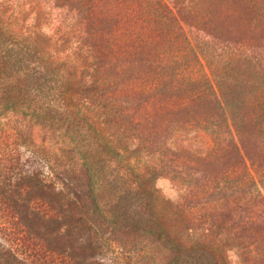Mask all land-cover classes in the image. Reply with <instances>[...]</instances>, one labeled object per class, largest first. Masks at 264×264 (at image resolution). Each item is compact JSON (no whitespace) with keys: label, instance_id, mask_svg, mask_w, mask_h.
Returning a JSON list of instances; mask_svg holds the SVG:
<instances>
[{"label":"rangeland","instance_id":"1","mask_svg":"<svg viewBox=\"0 0 264 264\" xmlns=\"http://www.w3.org/2000/svg\"><path fill=\"white\" fill-rule=\"evenodd\" d=\"M0 51L24 103L55 99L42 58L81 76L119 222L44 260L0 218V264H264V0H0Z\"/></svg>","mask_w":264,"mask_h":264},{"label":"trees","instance_id":"2","mask_svg":"<svg viewBox=\"0 0 264 264\" xmlns=\"http://www.w3.org/2000/svg\"><path fill=\"white\" fill-rule=\"evenodd\" d=\"M7 63L13 65L10 60ZM5 64L0 55V69ZM37 65L57 83L51 102L24 103L20 97L26 78L0 81V141L4 144L0 145V218L15 223L22 219L25 232H9L8 238L35 243L31 245L37 258L50 260L53 254L52 260H82L100 225L119 223L101 160L103 139L92 117L79 118L70 109L69 87L81 82V76L77 80L76 72L49 59L42 58ZM35 127L57 137L59 146H51L46 138L37 144ZM10 142L13 147L8 148ZM19 145L26 146V152H20ZM24 211L33 218L23 216Z\"/></svg>","mask_w":264,"mask_h":264}]
</instances>
